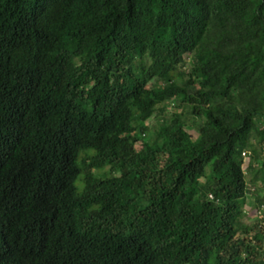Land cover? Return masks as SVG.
Instances as JSON below:
<instances>
[{"label": "trees", "instance_id": "obj_1", "mask_svg": "<svg viewBox=\"0 0 264 264\" xmlns=\"http://www.w3.org/2000/svg\"><path fill=\"white\" fill-rule=\"evenodd\" d=\"M261 191L264 0H0V264H264Z\"/></svg>", "mask_w": 264, "mask_h": 264}, {"label": "rangeland", "instance_id": "obj_2", "mask_svg": "<svg viewBox=\"0 0 264 264\" xmlns=\"http://www.w3.org/2000/svg\"><path fill=\"white\" fill-rule=\"evenodd\" d=\"M180 112L178 110L175 109L174 106H169L167 109V113H177ZM162 119V116H158L156 119H154L151 123V132H154L155 129L157 128L158 124L160 123ZM190 133L193 134L194 137H196L197 133L195 130V127H191V129H189ZM246 152V156H244V159L248 165V163L250 162V153ZM252 169H250V171L247 172V180L250 181L252 180L254 177H252V173H251ZM108 172H105V174H107ZM261 178V177H260ZM77 186L80 188V183H77ZM253 183H249V188H253ZM257 189V188H256ZM261 195H264V192L261 191L260 192ZM209 196V195H208ZM254 200L252 198V196L248 197V201H247V207L248 209L246 210V214L242 220L243 223H245L246 225L252 227L254 226L258 221H262V224L264 225V211L258 210L254 208Z\"/></svg>", "mask_w": 264, "mask_h": 264}, {"label": "clouds", "instance_id": "obj_3", "mask_svg": "<svg viewBox=\"0 0 264 264\" xmlns=\"http://www.w3.org/2000/svg\"><path fill=\"white\" fill-rule=\"evenodd\" d=\"M246 153V152H245ZM95 155V153L92 151V152H83V153H81V155H80V157H82L83 158V160L84 159H86L87 158V156H89V157H93ZM93 172H94V174H96V175H100V174H105V172H109L108 171V168L107 169H104V170H102V171H98V170H93ZM83 176L81 175L80 176V178H79V180L77 181V183H80V187H81V185H82V180H83ZM76 183V184H77ZM78 187V186H77ZM78 189H79V187H78ZM210 196V195H209Z\"/></svg>", "mask_w": 264, "mask_h": 264}, {"label": "built area", "instance_id": "obj_4", "mask_svg": "<svg viewBox=\"0 0 264 264\" xmlns=\"http://www.w3.org/2000/svg\"><path fill=\"white\" fill-rule=\"evenodd\" d=\"M244 156H246V153H243V157H244ZM209 198H210L211 200L214 199L212 195H210Z\"/></svg>", "mask_w": 264, "mask_h": 264}]
</instances>
